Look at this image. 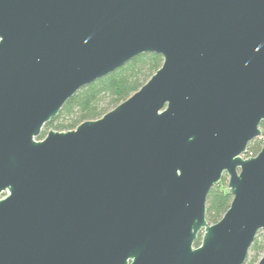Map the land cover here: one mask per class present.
<instances>
[{
  "label": "water",
  "instance_id": "obj_1",
  "mask_svg": "<svg viewBox=\"0 0 264 264\" xmlns=\"http://www.w3.org/2000/svg\"><path fill=\"white\" fill-rule=\"evenodd\" d=\"M147 53L162 64L137 91L39 138ZM262 122L264 0H0V264H244L264 234V141L243 158Z\"/></svg>",
  "mask_w": 264,
  "mask_h": 264
},
{
  "label": "trees",
  "instance_id": "obj_2",
  "mask_svg": "<svg viewBox=\"0 0 264 264\" xmlns=\"http://www.w3.org/2000/svg\"><path fill=\"white\" fill-rule=\"evenodd\" d=\"M162 57L158 54H141L109 75L88 84L78 90L63 106L61 111L44 125L41 136L47 129L67 131L74 129L81 122L95 120L114 108L120 102L137 91L155 71L161 66ZM263 139H255L248 144L245 155L249 152L256 155L264 140V122L260 124ZM223 180V182H222ZM221 182L214 185L208 192L206 199V221L208 224L217 222L228 209L232 195L222 177ZM224 183V184H223ZM199 235L194 245L198 246ZM264 249L263 241L255 240L251 245L244 264H257Z\"/></svg>",
  "mask_w": 264,
  "mask_h": 264
},
{
  "label": "rangeland",
  "instance_id": "obj_3",
  "mask_svg": "<svg viewBox=\"0 0 264 264\" xmlns=\"http://www.w3.org/2000/svg\"><path fill=\"white\" fill-rule=\"evenodd\" d=\"M44 129H45V128L43 127V130H44ZM260 129H261V128H260ZM43 130H42V132H43ZM47 131H48V129L46 130V133H47ZM262 131H263V129H261V132H262ZM46 133H45V134H46ZM45 134H44V135H45ZM42 137H44V136H42ZM42 137H39V138H42ZM39 138H38V139H39ZM257 138H258V139H261V138L263 139V134L261 135V137L258 136ZM257 138H256V139H257ZM254 140H255V139H254ZM254 140H253V141H254ZM263 141H264V140H263ZM221 180H222V179H221ZM220 182H221V181H220ZM222 182H223V180H222ZM224 182H225V184L227 185V178H226V180H224ZM223 184H224V183H223ZM4 195H5V194H2V196H4ZM0 197H1V196H0ZM199 235L201 236V233H200ZM256 239L259 240L260 242L263 241V243H264V234H263L262 232H259V233L257 234V236H256Z\"/></svg>",
  "mask_w": 264,
  "mask_h": 264
},
{
  "label": "built area",
  "instance_id": "obj_4",
  "mask_svg": "<svg viewBox=\"0 0 264 264\" xmlns=\"http://www.w3.org/2000/svg\"><path fill=\"white\" fill-rule=\"evenodd\" d=\"M253 156H255V155H253L251 152H249L247 156L244 153L243 158H248V157H253Z\"/></svg>",
  "mask_w": 264,
  "mask_h": 264
},
{
  "label": "flooded vegetation",
  "instance_id": "obj_5",
  "mask_svg": "<svg viewBox=\"0 0 264 264\" xmlns=\"http://www.w3.org/2000/svg\"><path fill=\"white\" fill-rule=\"evenodd\" d=\"M49 130H51V128H50V129H48V131H49ZM53 130H54V129H53ZM48 131H47V132H48Z\"/></svg>",
  "mask_w": 264,
  "mask_h": 264
}]
</instances>
